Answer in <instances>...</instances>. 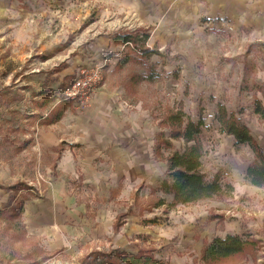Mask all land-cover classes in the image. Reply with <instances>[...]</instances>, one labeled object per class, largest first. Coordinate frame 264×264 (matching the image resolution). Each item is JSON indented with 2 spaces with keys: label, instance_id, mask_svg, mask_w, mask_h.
Wrapping results in <instances>:
<instances>
[{
  "label": "rangeland",
  "instance_id": "1",
  "mask_svg": "<svg viewBox=\"0 0 264 264\" xmlns=\"http://www.w3.org/2000/svg\"><path fill=\"white\" fill-rule=\"evenodd\" d=\"M39 1L45 3L37 5ZM113 2L116 0H77L74 17L68 5L64 14L58 10L65 5L58 6L55 0H0V183L25 185L24 197L48 184L46 169L53 163L45 154L38 156L36 145L19 151L34 127L26 113L30 107L38 106L32 103L39 92L55 93L75 77L70 75L60 81L59 75H54L72 57V42L97 38L102 24L107 22L111 26L114 23L112 28L118 30L124 25L136 28V21L121 20ZM74 20L77 29L71 33L67 26ZM226 20L219 26V19L197 20L191 25L195 29L192 35L157 36L153 49L165 56L152 54L148 59L155 65L153 81H132V75H146L140 63L130 62L121 68L114 61L107 63L116 53H105L102 62L85 66L104 65L101 86L107 83L120 92L117 99L124 107V115L133 123L146 125V132L141 126V134H153L150 149L158 148L165 157L183 147L182 141L171 138L170 115L181 112L194 122L203 120L202 168L208 181L218 177L222 185V191L213 197L173 208L157 207V195L142 200L140 207L118 220L134 215L138 224L148 226L150 232L141 234L148 237L145 241L130 234L131 238L126 235L130 244H114L125 252L139 243V248L152 250V256L161 264H264V186L252 185L246 178L256 154L248 145L237 144L232 136L223 133L216 118L222 104L229 113H239L237 117H242L264 151V119L254 112L256 101L264 107V34H244L234 28V22ZM251 43L255 46L247 55ZM121 50V55L131 53L126 48ZM164 141L171 143L172 149L162 146ZM140 189L143 193L144 186ZM10 195L7 198V193L0 191V264H88L87 255L83 257L90 252L88 246L68 254L47 253L43 242L26 230L19 207L23 197L17 198L14 192ZM228 235H239L250 244L228 259L206 261L202 256L205 248L214 238ZM99 246L105 252L115 250H108L110 245L104 243Z\"/></svg>",
  "mask_w": 264,
  "mask_h": 264
},
{
  "label": "crops",
  "instance_id": "2",
  "mask_svg": "<svg viewBox=\"0 0 264 264\" xmlns=\"http://www.w3.org/2000/svg\"><path fill=\"white\" fill-rule=\"evenodd\" d=\"M55 1L58 6L65 5L58 8L63 14L68 5V12L76 17L77 0ZM40 3L45 2L39 1L37 5ZM111 5H116L121 20L136 21L133 22L136 28L124 25L118 30L112 28L114 23L111 26L107 22L102 24L97 38L79 44L72 42L69 45V51L74 52L72 57L54 73L59 75L60 81L75 75L73 80L88 64L102 62L108 52L116 54L107 63L114 61L117 64L122 56L121 49L130 51L124 43L114 41L116 35L125 31L147 34L144 48L157 51L159 54L155 55L161 57L165 56L164 53L153 49L157 36L192 35L195 29L191 25L200 19H219L218 26L221 21L229 19L232 24L234 22V28L243 30L244 34H264V0H116ZM45 9L42 7V10ZM76 23L75 20L69 23L68 31L74 33ZM204 26L206 29L208 24ZM261 44L264 46V42ZM254 46L255 43L248 45L247 55ZM130 54L135 56L132 52ZM151 55L145 59L149 65L153 64L148 63ZM114 71L117 72V69L114 68ZM107 85L105 83L98 88L84 109H78L72 102L57 96L59 90L55 93L50 91V97L42 92L35 95L36 101L32 105L37 103L38 106L30 107L26 113V118L33 120L34 127L23 149L36 145L39 157L45 154L53 160L46 169L48 184L31 190L32 194L24 197V188L6 190L2 187L10 186L9 183H0V191L4 190L7 198L13 192L17 198L23 197V223L31 236L43 242L47 253H73L84 245L91 248L84 254L85 257L93 251H106L99 248L100 243L110 245L108 250L124 251L117 246L125 241L131 243L126 240V235L128 238H131L130 234L149 235L150 229L139 225L134 215H126L121 221L118 218L134 207H140L142 200L153 195L167 202L172 199L159 190L168 166L166 157L159 153L158 148L156 151L150 149L154 135L150 136L149 132L141 134L143 124L133 123L131 117L124 115V107L117 99L120 92ZM124 92L128 96L125 88ZM143 126V132H146V125ZM142 186L145 195L140 189ZM143 238L145 241L148 237ZM134 239L135 242L139 240L138 237ZM138 245H130L133 248L127 250L128 253L136 254L140 249Z\"/></svg>",
  "mask_w": 264,
  "mask_h": 264
},
{
  "label": "trees",
  "instance_id": "3",
  "mask_svg": "<svg viewBox=\"0 0 264 264\" xmlns=\"http://www.w3.org/2000/svg\"><path fill=\"white\" fill-rule=\"evenodd\" d=\"M147 39V34H138V32L131 31H125L114 37L116 43L122 42L127 47L132 46L130 51L137 53L134 54L136 56L134 59L130 53L122 55L116 67L121 68L132 62L136 64L140 63L145 69L146 75L141 73L132 75L131 79L133 82H140L142 79H153L152 74L155 65H149L147 61L143 62L145 61L143 59H147L151 54L159 53L157 51H148L144 48ZM42 94L49 97L52 95L50 91L42 92ZM254 112L264 119V107L260 101H256ZM238 114H234L233 112L229 113L225 105L222 104L218 107L216 118L220 122L223 133L232 136L237 144L248 145L256 154L255 161L247 169L246 178L252 185L263 187L264 151L252 136L248 125L243 121L242 117H237ZM168 121L172 127L171 138L182 141L183 147L182 150L176 149L166 156L168 167L159 190L165 195H170L172 199L167 202L165 199L159 198L156 202L157 206L167 204L169 208H173L178 205L195 203L219 194L222 191L220 178L215 177L213 180L208 181L202 168L204 151L200 137L204 125L203 120L200 119L198 122H194L188 116H185L184 113L179 112L170 115ZM27 144V141L22 142L19 146V151L23 150ZM162 146L167 149H172L171 143L167 141H164ZM23 186L25 185L16 183L2 188L6 190H18L22 189ZM22 205L23 201L20 202L19 207L21 209ZM249 244L250 242L243 241V238L239 235H228L223 239L216 237L202 252V256L209 262L228 259L242 253ZM152 252V250L144 248H140L137 254L128 253L119 249L109 252L93 251L85 257V260L88 264H119L118 262L122 264H161L152 256Z\"/></svg>",
  "mask_w": 264,
  "mask_h": 264
},
{
  "label": "built area",
  "instance_id": "4",
  "mask_svg": "<svg viewBox=\"0 0 264 264\" xmlns=\"http://www.w3.org/2000/svg\"><path fill=\"white\" fill-rule=\"evenodd\" d=\"M103 69L104 65L99 64L83 68L79 75L65 83L56 95L72 102L78 109L88 107L92 95L102 85Z\"/></svg>",
  "mask_w": 264,
  "mask_h": 264
}]
</instances>
